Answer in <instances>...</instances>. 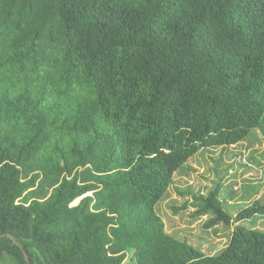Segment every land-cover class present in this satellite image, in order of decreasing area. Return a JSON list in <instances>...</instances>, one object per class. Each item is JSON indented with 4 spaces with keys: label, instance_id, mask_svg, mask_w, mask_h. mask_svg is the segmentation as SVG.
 <instances>
[{
    "label": "trees",
    "instance_id": "16d2710c",
    "mask_svg": "<svg viewBox=\"0 0 264 264\" xmlns=\"http://www.w3.org/2000/svg\"><path fill=\"white\" fill-rule=\"evenodd\" d=\"M263 125L264 0H0V264H264V201L233 216L223 179L192 198L218 254L156 211Z\"/></svg>",
    "mask_w": 264,
    "mask_h": 264
},
{
    "label": "rangeland",
    "instance_id": "374dc122",
    "mask_svg": "<svg viewBox=\"0 0 264 264\" xmlns=\"http://www.w3.org/2000/svg\"><path fill=\"white\" fill-rule=\"evenodd\" d=\"M220 179L225 208L233 216L256 200L264 201V125L242 143L198 152L175 174L173 185L156 207L168 234L210 256L227 246L234 227L220 224L208 228V217L194 218L197 209L192 198L213 188ZM258 227L264 229V220ZM129 260L125 264H133Z\"/></svg>",
    "mask_w": 264,
    "mask_h": 264
},
{
    "label": "water",
    "instance_id": "95a60500",
    "mask_svg": "<svg viewBox=\"0 0 264 264\" xmlns=\"http://www.w3.org/2000/svg\"><path fill=\"white\" fill-rule=\"evenodd\" d=\"M17 245H19L16 241H14ZM25 257H26V259H27V262H28V264H31V262H30V259H29V257H28V255L25 253Z\"/></svg>",
    "mask_w": 264,
    "mask_h": 264
}]
</instances>
